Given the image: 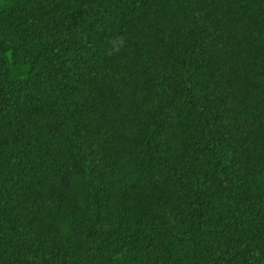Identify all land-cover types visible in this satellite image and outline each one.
Instances as JSON below:
<instances>
[{
    "label": "trees",
    "instance_id": "trees-1",
    "mask_svg": "<svg viewBox=\"0 0 264 264\" xmlns=\"http://www.w3.org/2000/svg\"><path fill=\"white\" fill-rule=\"evenodd\" d=\"M0 264H264V0H0Z\"/></svg>",
    "mask_w": 264,
    "mask_h": 264
},
{
    "label": "clouds",
    "instance_id": "clouds-1",
    "mask_svg": "<svg viewBox=\"0 0 264 264\" xmlns=\"http://www.w3.org/2000/svg\"><path fill=\"white\" fill-rule=\"evenodd\" d=\"M121 44H122V41H120V40L113 41V49L114 50L118 49L121 46Z\"/></svg>",
    "mask_w": 264,
    "mask_h": 264
}]
</instances>
